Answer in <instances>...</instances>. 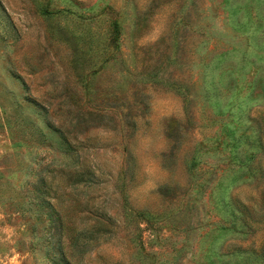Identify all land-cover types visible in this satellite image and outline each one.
Masks as SVG:
<instances>
[{"label": "rangeland", "instance_id": "1", "mask_svg": "<svg viewBox=\"0 0 264 264\" xmlns=\"http://www.w3.org/2000/svg\"><path fill=\"white\" fill-rule=\"evenodd\" d=\"M225 261L264 264V0H0V264Z\"/></svg>", "mask_w": 264, "mask_h": 264}, {"label": "trees", "instance_id": "2", "mask_svg": "<svg viewBox=\"0 0 264 264\" xmlns=\"http://www.w3.org/2000/svg\"><path fill=\"white\" fill-rule=\"evenodd\" d=\"M76 246H77V248L78 247H82L83 248L84 245H81V244L78 243V244H76ZM223 264H228V263H226V261H225Z\"/></svg>", "mask_w": 264, "mask_h": 264}]
</instances>
